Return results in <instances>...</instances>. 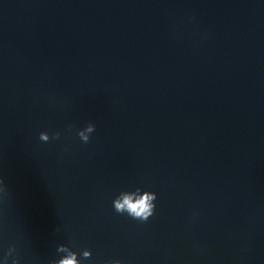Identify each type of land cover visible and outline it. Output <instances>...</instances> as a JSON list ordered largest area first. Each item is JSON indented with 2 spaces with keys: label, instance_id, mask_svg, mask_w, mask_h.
<instances>
[{
  "label": "clouds",
  "instance_id": "1",
  "mask_svg": "<svg viewBox=\"0 0 264 264\" xmlns=\"http://www.w3.org/2000/svg\"><path fill=\"white\" fill-rule=\"evenodd\" d=\"M71 130V126L69 128ZM95 131V125L89 123L84 129L79 130L77 135L80 140L84 143H88L90 140V134ZM51 139H59L60 133H53L50 137L49 133L41 132L39 135V139L42 142H49ZM3 182L0 181V184ZM155 193L145 191L142 194L140 193V189H137L136 192H122L118 197H116L112 201L113 209L116 213L119 214H127L134 220H138L140 222H147L151 216H153L155 211V203L156 200ZM58 253H66L62 258L58 260H53L51 264H82V261L77 258V253L72 251L66 245H58L57 247ZM82 257L87 260L90 259L92 253L90 250H83L81 253ZM3 264H19V259L17 256L13 257L11 255L10 248L2 257ZM108 264H121L119 260L109 261Z\"/></svg>",
  "mask_w": 264,
  "mask_h": 264
}]
</instances>
